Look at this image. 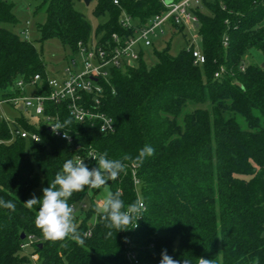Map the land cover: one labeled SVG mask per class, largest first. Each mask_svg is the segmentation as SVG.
I'll list each match as a JSON object with an SVG mask.
<instances>
[{
    "label": "trees",
    "instance_id": "16d2710c",
    "mask_svg": "<svg viewBox=\"0 0 264 264\" xmlns=\"http://www.w3.org/2000/svg\"><path fill=\"white\" fill-rule=\"evenodd\" d=\"M35 1V12L45 13L38 24L39 40L56 38L72 51L94 37L132 36L135 27L125 29L120 23L123 10L137 26L165 11L161 0H118L119 5L96 0L94 16L106 21L93 33L91 23L75 9L79 0ZM15 7L13 0H0V23H17ZM195 13L206 62L194 65L190 50L172 56L168 47L157 51L153 46L154 67L145 63L143 49L134 68L113 70L101 108L114 120V132L103 133L96 123L76 124L66 106L52 102H47L46 114L58 115L62 122L71 118L65 130L72 143L56 137L44 121L0 119V199L16 205L14 212L0 207V264H131L127 236L142 264H160L164 249L173 259L191 258L192 264L201 257L213 264H264V70L244 63L252 48L264 51V0H204ZM221 68L224 72L215 77ZM37 74L43 86L34 92L47 94L48 75L34 42L0 27V101L24 95L17 82H30ZM206 103L207 109L189 110L183 125L178 124L184 105ZM21 129L39 135L40 141L22 138L17 134ZM145 145L155 154L135 163ZM90 149L98 157L107 152L113 160L133 157L108 185L120 193L125 209L140 198L147 210L135 231L109 230L93 203L83 220L74 218L83 245L71 236L47 240L35 225L39 205L28 208L24 202L35 189L41 198L64 162L75 163L77 154ZM85 164L98 167L96 160ZM130 164L136 166L138 187ZM86 191L68 199L73 212ZM30 238L38 242L23 249ZM32 255L38 256L36 262Z\"/></svg>",
    "mask_w": 264,
    "mask_h": 264
},
{
    "label": "built area",
    "instance_id": "2783aa9c",
    "mask_svg": "<svg viewBox=\"0 0 264 264\" xmlns=\"http://www.w3.org/2000/svg\"><path fill=\"white\" fill-rule=\"evenodd\" d=\"M142 2L144 0H135ZM204 0H172L167 3V0H161L165 6V11L151 17L146 23L137 26V22L125 10L122 11L120 23L123 28L131 29L135 27L134 34L127 38L113 34L111 39L101 41L100 39L92 38L87 43L80 42L78 44V52L83 59V66L79 69L78 63L75 59H71V64L64 70V75L60 78L47 79L49 92L47 94H34L28 96L26 94L21 96L10 97L0 101V105L8 104L13 108L23 107L22 110H30L32 114L39 118V121L46 122L51 130V126L57 122H61L58 115H47L46 104L52 102L55 105H64L68 109L70 117L76 124L92 123L98 124L99 128L103 129V133H112L115 130L114 120L108 116L101 108V99L104 96V84L111 82L110 78L113 70L134 68L140 59V50L151 48L155 46V41L161 35L167 33V27L177 29L183 27L196 33L195 39L200 41L198 34L199 17L195 13V9L203 3ZM114 3L119 5V1ZM24 29V33L28 36L29 29ZM224 44H227L225 40ZM188 50L193 56V64L202 66L206 62V58L201 50H198L194 44ZM242 70L245 68L242 67ZM224 69L221 68L215 73V77H220ZM41 76L35 75L30 82L19 80L16 86L24 91L27 85L34 88V91L43 84L40 83ZM13 90V89H12ZM0 119L15 123L14 118H5L0 115ZM52 131V130H51ZM14 134V130L11 129ZM22 138H31L34 141H40L39 135L29 133L23 129L17 131ZM70 135V134H69ZM61 139L63 138V130L60 134L55 135ZM71 136V135H70ZM66 140V139H64ZM67 141V140H66ZM73 138L71 137V143ZM1 143V142H0ZM76 150H81L78 145ZM98 158V153L90 149L85 155L77 154V159L86 161ZM133 175L135 185L138 187L140 182L136 175V166L130 164L128 166ZM140 199V198H139ZM142 219V217L137 221ZM138 228H132L135 231ZM90 235V232L87 233ZM38 242L37 239L30 238L24 242L21 247L23 249L29 248L32 243ZM126 257L131 264L140 263L137 253L134 250L132 238L127 236L125 238ZM33 260H37V256H32Z\"/></svg>",
    "mask_w": 264,
    "mask_h": 264
},
{
    "label": "clouds",
    "instance_id": "9594fccd",
    "mask_svg": "<svg viewBox=\"0 0 264 264\" xmlns=\"http://www.w3.org/2000/svg\"><path fill=\"white\" fill-rule=\"evenodd\" d=\"M72 124L71 118L65 119L62 123L57 122L51 126L54 135L60 134L63 130V138L71 143L69 131L65 129ZM102 132L103 129L100 128ZM155 154V149L150 145H145L139 150L134 158L135 163H142L146 157ZM107 152L94 158L98 167L89 169L83 160H66L63 164L62 172H57L54 180L48 187L42 189V197L37 198L34 194L27 200L25 205L32 208L39 205L35 225L39 228L45 239L51 241L64 240L71 236V239L80 245L84 244V239L77 232V225L74 222L73 208L69 205L68 199L74 192H83L87 187L89 190L105 188L109 181L116 180L121 172H124L126 161H132L133 157L125 154L121 159H108ZM0 207L16 210V205L11 200L0 199ZM145 202L137 199L129 204L125 209L124 202L120 199V193L106 191L105 198L101 201L97 211L103 214V219L107 221L105 227L109 230H128L138 226L137 221L143 217L146 211ZM112 235V231L108 232ZM160 264H192L191 258L183 257L181 260L173 259L167 253V249L162 250ZM198 264H213L212 260L203 257L198 258Z\"/></svg>",
    "mask_w": 264,
    "mask_h": 264
},
{
    "label": "rangeland",
    "instance_id": "374dc122",
    "mask_svg": "<svg viewBox=\"0 0 264 264\" xmlns=\"http://www.w3.org/2000/svg\"><path fill=\"white\" fill-rule=\"evenodd\" d=\"M16 4L15 16L17 17V23L15 24H2L0 27H5L11 32L17 34L23 39H28L36 45L38 51L45 64V71L50 78H60L64 75V70L68 65L71 64V59H75L78 63L79 69L83 66V59L78 51H72L68 47H63L60 41L56 38L49 39L41 42L40 34L38 32V24L42 23L45 19L44 11L36 13V1L35 0H13ZM210 2V1H209ZM96 0H91L89 4L85 0H79L75 2V9L81 12L85 18L91 23L92 32L98 24L106 21L105 17H95L94 9L96 7ZM27 22H29V33L28 36L23 32L27 28ZM196 33H193L189 29H174L172 27H167V33L161 35L157 41H155V48L157 51H162L165 48H169L168 51L170 55L177 56L181 51L188 50L194 44L198 50L202 51L201 43L199 40L195 39ZM144 61L148 67H154L157 63L156 54L153 52V48L144 49ZM245 65H257L264 70V51L252 48L244 57ZM205 79V77H204ZM25 94L32 96L34 94V88L27 85L24 89ZM209 104H186L184 105L181 114L177 118V122L183 125V117L186 112L193 108L207 109ZM0 115L5 118H19L21 116L25 117L30 123L36 124L39 122V118L34 116L30 110H21L19 107L13 108L8 104L0 105ZM38 190L35 189L29 199L32 198L33 194L37 197ZM106 191H111L109 185L105 188L93 189L87 191L82 199V206L86 207L85 211H81V205L76 206V210L73 212L74 218H78L81 221L85 218L86 211L90 209L92 204H96L97 209L100 206L101 201L106 196ZM141 197V196H140ZM96 215H93L89 223L92 224L95 221ZM33 256V255H32ZM37 256V255H34ZM38 258V256H37ZM36 262V260H34Z\"/></svg>",
    "mask_w": 264,
    "mask_h": 264
},
{
    "label": "water",
    "instance_id": "95a60500",
    "mask_svg": "<svg viewBox=\"0 0 264 264\" xmlns=\"http://www.w3.org/2000/svg\"><path fill=\"white\" fill-rule=\"evenodd\" d=\"M90 1H91V0H85V2H86L87 4H89ZM171 1H172V0H167V3H171ZM22 108H23V107H20L21 110H22ZM22 238H23V239L25 238V235H24V234L22 235Z\"/></svg>",
    "mask_w": 264,
    "mask_h": 264
}]
</instances>
